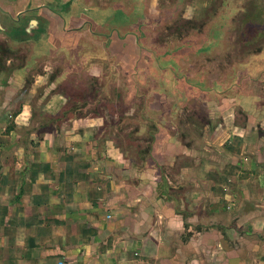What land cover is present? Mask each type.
Returning <instances> with one entry per match:
<instances>
[{
  "label": "water",
  "instance_id": "obj_1",
  "mask_svg": "<svg viewBox=\"0 0 264 264\" xmlns=\"http://www.w3.org/2000/svg\"><path fill=\"white\" fill-rule=\"evenodd\" d=\"M213 6L209 25L188 24L164 40L160 31L183 11L155 0H0L1 109L34 87L39 105L66 97L46 119L54 128L104 109L107 128L131 148L133 191L148 189L149 210L178 218L185 239L203 232L175 173L184 162L219 159L195 142L189 118L206 140L236 122L264 139V43L239 52L226 26L247 14L244 6Z\"/></svg>",
  "mask_w": 264,
  "mask_h": 264
},
{
  "label": "crops",
  "instance_id": "obj_2",
  "mask_svg": "<svg viewBox=\"0 0 264 264\" xmlns=\"http://www.w3.org/2000/svg\"><path fill=\"white\" fill-rule=\"evenodd\" d=\"M35 91L18 98L35 101ZM54 96L60 98L55 112L41 115ZM64 100L58 94L41 105L35 101L34 121L24 106L0 139V264H264L260 134L239 122L227 124L204 143L219 160L180 166L175 177L186 187L179 195L195 212L192 219L207 228L185 239L178 218L149 210L148 189L133 191L126 173L131 148L107 128L104 116L65 128L42 120L56 115ZM14 103L1 109L0 101V120ZM232 134L243 138L241 165L218 149L230 139L228 150L236 152Z\"/></svg>",
  "mask_w": 264,
  "mask_h": 264
},
{
  "label": "rangeland",
  "instance_id": "obj_3",
  "mask_svg": "<svg viewBox=\"0 0 264 264\" xmlns=\"http://www.w3.org/2000/svg\"><path fill=\"white\" fill-rule=\"evenodd\" d=\"M157 4H159V7L161 5L164 10L168 9H175L176 12H179L178 9L181 7L178 5L179 3L183 7V17L179 18L178 20L171 22L169 26L166 29H162L160 31L159 38L160 39H169L174 37L177 33L183 32L186 30H183L185 27H187L188 24H197L202 22H207V25L211 23L215 19V17L211 16L210 13L207 12V10H210V8L214 7L213 5L217 6L220 2V0H155ZM184 3H183V2ZM230 8L232 6H235L236 4L239 6L243 5L246 10V15H240V17L237 18V21H229V24L227 22L228 30L231 31L233 34V43H237L236 47L237 50L241 52V50L247 51L250 50L254 45L257 43H264V0H228ZM233 8V7H232ZM211 17V18H210ZM186 29V28H185ZM4 76V72L0 71V81L2 80ZM36 95V91L34 93V97ZM73 96V95H72ZM71 96V97H72ZM19 97V96H18ZM16 97L14 99L15 101V107L10 110V112L7 113V116L5 119L0 120V139H3L2 135H6V132H9V130L13 127L12 119L16 113H18L24 106H28L31 112V121H34L36 119V112L38 111L35 109V101L32 98H27L26 96L18 98ZM71 97L68 96L69 99ZM2 95L0 93V101H1ZM59 97L54 96L51 99V103L49 106H47L43 111L41 115H45L49 112H55L56 107L59 104ZM65 101V100H64ZM103 114L102 116H105L106 113L104 109L101 111ZM36 115V116H35ZM192 117V116H189ZM41 120L42 118H38ZM46 117L42 120H45ZM107 119V118H106ZM106 121V120H105ZM187 129H190L193 137L195 138V142L204 144L206 141V136H204V126L200 124L198 121L194 120L193 118H189ZM23 128H16L17 133L22 131ZM237 139L238 142H236L234 145L237 147L236 152L228 150V146H230L231 141L230 139H226L223 142L219 143L218 149L226 153L227 155H233L235 158L234 166L241 165L243 160L246 158L244 157V154L240 151L242 149L243 144V138L239 134H232ZM5 141V140H3ZM214 145V144H212ZM213 147V146H212ZM251 159H249V162ZM221 169L217 168V171ZM246 173V172H245ZM211 188L214 189L213 185H211ZM198 194L193 193L191 195L192 199H197ZM212 205V204H211ZM209 204V206L211 207ZM209 207V211H211ZM221 206L219 205L218 208ZM235 207V206H234ZM207 211V214L210 212Z\"/></svg>",
  "mask_w": 264,
  "mask_h": 264
}]
</instances>
